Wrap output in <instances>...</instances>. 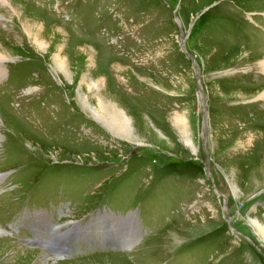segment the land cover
Wrapping results in <instances>:
<instances>
[{
  "label": "rangeland",
  "instance_id": "1",
  "mask_svg": "<svg viewBox=\"0 0 264 264\" xmlns=\"http://www.w3.org/2000/svg\"><path fill=\"white\" fill-rule=\"evenodd\" d=\"M0 51V264H264V0H0Z\"/></svg>",
  "mask_w": 264,
  "mask_h": 264
},
{
  "label": "bare ground",
  "instance_id": "2",
  "mask_svg": "<svg viewBox=\"0 0 264 264\" xmlns=\"http://www.w3.org/2000/svg\"><path fill=\"white\" fill-rule=\"evenodd\" d=\"M5 53L0 51V62L2 60H4L5 58H7L6 55H5ZM259 64H260V69H261L262 73L264 74V58L260 61ZM61 74L66 75L65 72H62ZM198 79H199V77H198ZM260 93H259V96L261 98H264V89ZM199 95H200V98H201V96L203 94L200 93ZM102 109H104L105 111H107L108 109H110L113 114H107L106 115V114L103 113V110ZM89 110H90L89 112L92 114V116L99 118L101 121H103V123L106 124V126L108 128L112 129L116 133H120L121 130L123 129V125L121 123V118H122L121 112L115 106H113L112 104H109V101H108V103H107V100H103L102 103L98 102V105L96 107H92L91 106V108H89ZM125 132H127V131H125ZM0 177H1V175H0ZM120 220H122V219H120ZM37 223H39L38 227L35 226V224H37ZM122 224H125V223H122ZM21 227H27V228H32L33 227V229L30 232L31 238L30 239L23 238L21 240L22 241L24 240V242H26L27 244H30V243L35 244V245L37 244L38 246H40L42 248V250L48 256L50 254L52 256L57 257V256L63 254L64 249H67V248L69 249L68 241L64 242L65 241V238H63V239L60 238V240H59V237L62 236L63 234L62 235H58V234H56L54 232L58 226L53 225V222H49L48 220L45 221V219L43 220V222L42 221L36 222V220H35L34 221V224L32 226H30V223H27L25 225L24 224L20 225V228ZM100 228H102V227H100ZM50 231H51V233H47V232H50ZM87 231H89V234H91V231L90 230H87ZM97 232L98 231H95V233H97ZM68 235L69 234L66 233L64 235V237H66ZM54 236H55V239L52 240L51 238L54 237ZM88 236L89 237H83V238L91 239V235H88ZM0 238H2V237H0ZM81 240L82 239H77L76 240L75 239V236L72 238V241H74L75 243L80 242ZM59 241L62 244H60ZM46 243H54L53 245L59 244V250H62V249L63 250L60 253L53 254L51 251L48 250V248L46 246Z\"/></svg>",
  "mask_w": 264,
  "mask_h": 264
},
{
  "label": "water",
  "instance_id": "3",
  "mask_svg": "<svg viewBox=\"0 0 264 264\" xmlns=\"http://www.w3.org/2000/svg\"><path fill=\"white\" fill-rule=\"evenodd\" d=\"M179 24V23H178ZM184 42H183V37H181V47H182V50L184 51V52H186L187 53V55L189 56V58L191 59V61L193 62V64H195V60H194V58L192 57V55L191 54H189L188 53V51L185 49V47H184ZM195 67H196V69H197V72L199 73V68L197 67V65L195 64ZM199 77V75H197V78ZM200 89V88H199ZM200 93H202L201 92V90H199V94ZM200 98V97H199ZM200 101H201V106H202V112H203V116H202V124H203V130H202V133H201V135H202V143H204V140H205V135H206V127H207V111H206V101H205V98H204V96L202 95L201 96V99H200ZM205 162L207 163L208 162V156L206 155V159H205ZM207 166V165H206ZM132 213V216L130 215ZM121 216H120V218L125 222V224L127 223V222H129V221H133V222H135L137 225H138V221H137V216H138V213H137V210H132V211H128L127 212V214H124V215H122V214H120ZM130 219V220H129ZM89 224H92V223H89ZM105 225H107V230H109V229H112V230H114L113 229V227L112 226H114L113 224H109V221H106L105 223H104ZM93 225V224H92ZM97 225V224H96ZM96 225H95V230L97 231V227H96ZM79 231V230H78ZM77 231V232H78ZM87 231V230H86ZM76 232V233H77ZM71 233H72V235H71V238L72 237H74L75 235H77L76 233H74V230H71ZM87 234L89 233V231L88 232H86ZM80 233H78V235H79ZM86 234V235H87ZM79 236H82V234H80ZM88 236V235H87ZM89 237V236H88ZM60 238L61 239H63V238H65L64 237V235H62V236H60L59 237V240H60ZM116 240H119L121 243H123L122 241V239H121V237H116V236H114V235H112V234H109V232L108 233H104L103 235H102V238H100L99 240H98V242H99V246L101 247V246H103V245H108L107 244V242L109 243V244H111V246H113V247H116V244H115V242H116ZM107 241V242H106ZM113 241H114V244H113ZM106 242V243H105ZM59 243H60V241H59ZM54 243H46V246H47V248H48V250L49 251H51L53 254H55V253H60L62 250H59V244H55V245H53ZM68 244H70L69 242H68ZM124 244V243H123ZM124 246H127V245H125L124 244ZM68 250V248L67 249H64V252H66ZM76 251H77V249H76ZM63 252V253H64Z\"/></svg>",
  "mask_w": 264,
  "mask_h": 264
}]
</instances>
